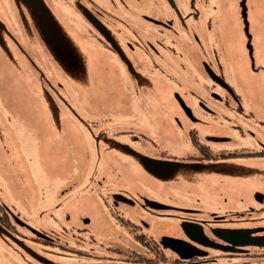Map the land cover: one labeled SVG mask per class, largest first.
I'll list each match as a JSON object with an SVG mask.
<instances>
[{"label":"flooded vegetation","instance_id":"1","mask_svg":"<svg viewBox=\"0 0 264 264\" xmlns=\"http://www.w3.org/2000/svg\"><path fill=\"white\" fill-rule=\"evenodd\" d=\"M242 2L246 6V0H0V50L5 41L12 45L6 53L18 82L29 78L32 56L48 74L61 73L62 107L67 118L77 115L81 130L80 146L70 147L69 155L85 165L74 175L70 171L68 183L78 200L85 196L100 205L93 215L77 206L73 222L47 213L55 201L42 200L39 213L0 199V226L40 247H57L64 257L97 263L264 264V246L236 244L237 232L264 235L254 207L223 210L193 189L197 179L182 183L183 191L171 197V186L157 196L137 184L114 187L101 177L106 159L113 160L107 171L114 178H133L139 169L152 174L143 158L174 162L170 174L158 177L168 179L177 170L209 178L216 166L264 158V99L244 97L238 83L249 77L231 78L239 69L232 70L239 57L230 40L236 19L244 34ZM24 24L39 33L35 50L24 41L30 32L19 41ZM244 63L253 70L250 56L248 67ZM83 66L108 67L116 78L117 104L113 98L104 113L97 112L88 86L77 85ZM104 115L110 120L101 121ZM117 116L128 126L117 125ZM26 137L21 132L19 139ZM226 188L217 190L216 199L235 194ZM115 237L120 245L112 242Z\"/></svg>","mask_w":264,"mask_h":264},{"label":"rangeland","instance_id":"2","mask_svg":"<svg viewBox=\"0 0 264 264\" xmlns=\"http://www.w3.org/2000/svg\"><path fill=\"white\" fill-rule=\"evenodd\" d=\"M246 7L254 68L249 70V56L244 45L247 37L241 30L242 24L236 19L237 25H234L235 30L231 33L230 45H234L239 57L234 60L236 66H233L232 70L239 69H236V75L231 78L249 77L246 84L238 83L244 91V97L251 100L264 99V0H246ZM10 27L14 26L10 25ZM2 28L4 29V27ZM17 31H19L20 42L25 34L29 36L28 33H31V37H24L30 50H35L39 46V33H37L36 27L24 24ZM4 43L5 49L1 45L0 50V199L9 206L15 204L18 207H23L22 209L30 210H38L42 200L48 203L55 201L54 204L45 208L53 209L47 213H51L59 220L60 218L64 219L67 215L70 221L76 222L74 214L77 206L88 211L91 215L95 214L97 207H100L98 202L93 201L92 198H90L91 201H88L85 196L78 200L76 193L72 192L68 183L70 174L74 175V172L79 169L82 171L85 165L74 164L71 162L73 157L69 155L70 147L73 150L80 146L78 136L81 130L78 127L79 118L77 115H73V119L67 118L62 107V97L60 96L63 92L59 83L64 82L59 75L61 73L57 72L56 77L48 74L45 65L32 56L29 61L31 74H28L29 78L19 83V77L15 75L6 53V48L9 49L12 45L7 41ZM20 45L22 46V44ZM20 45L19 47H21ZM50 59H52L50 62L54 64L55 58L50 57ZM244 62L247 64L248 71ZM238 64L241 68L238 67ZM108 69V67L83 66L78 70V74L81 76V79L78 78V80H84L86 84L82 82L80 84L79 81L77 85L82 88L88 86L87 93L93 100L95 99V106L99 109L97 112L100 113L105 112V105H110L113 98L117 104V96L112 93L114 87L115 90L118 88L114 83L116 78L110 76L111 73ZM74 89L76 90L75 87ZM120 105L125 106L123 99L120 100ZM121 115L125 116L126 113L122 111ZM120 116H117L119 121H117V125L128 126L127 123L125 124L126 120L120 119ZM104 118L110 120L111 117L104 115L101 121H104ZM84 119L89 121L92 118L87 119L85 116ZM21 132H25L27 137L20 141ZM54 144L55 148H53ZM82 147L84 150V140ZM109 166L113 168L112 159H106L104 171L101 172V177L103 176L106 184L109 183L114 187H129L137 184L139 190L142 189L144 192L157 196L163 194L162 189L169 186L172 187L170 189L172 192L167 195L176 196L183 191L182 183L188 179H197L193 189L201 191L207 197V201L216 202L221 205L223 210H227L229 207L239 209L242 206H252L255 208L254 216L261 218L256 224L264 226V209L260 211L261 207H264V158L227 162L223 167H214V171L207 174L209 178L205 177L206 174L189 177L185 170H177L170 178L160 179L140 169L138 173L135 172L133 178L130 176L114 178L107 171ZM202 174L204 173L202 172ZM165 183L171 184L165 186ZM227 185L232 188L235 194H222L216 199L217 190L227 193ZM73 197L75 198L70 201ZM56 203L59 204V207L55 206ZM42 210L40 208L38 212L40 213ZM50 219L47 214H43L45 222H49ZM166 226L168 227V223ZM89 227L92 229L95 226L90 225ZM112 240L113 243L120 245L119 238L115 237ZM63 254V251L57 247H40L34 242L31 243L5 231L0 226V264L119 263L118 259L97 263L86 258L64 257Z\"/></svg>","mask_w":264,"mask_h":264},{"label":"water","instance_id":"3","mask_svg":"<svg viewBox=\"0 0 264 264\" xmlns=\"http://www.w3.org/2000/svg\"><path fill=\"white\" fill-rule=\"evenodd\" d=\"M241 12H242V16H243V23H244V34L246 35L247 37V41L248 43H246V45L248 46V49H249V56H250V59L251 61H253V58H252V46L250 45V34H248V23H247V20H246V12H245V9H246V6L244 4V2L241 3ZM143 165L144 167L149 171L151 172L154 176L156 177H161V176H165V175H168L172 172V170L174 169L173 167L175 166V163L172 162V163H166V162H163L164 164L161 165V162L160 161H156L154 159H148V158H143ZM161 165V166H160ZM163 167H166V168H170L171 171L169 173H163L164 171H162ZM189 224L187 222L183 223L182 224V228L183 230L185 231V233H188L190 236L191 234L189 233ZM257 230H253V233L256 232ZM238 235L240 236V239L241 241L240 242H237L236 244L237 245H243V246H252V245H255V246H259V247H263L264 246V235L262 236H255V235H252L251 232L250 233H247V234H243L241 232H237ZM173 249L177 252L180 253V250L179 248L176 246V247H173ZM183 257H186V256H183Z\"/></svg>","mask_w":264,"mask_h":264}]
</instances>
